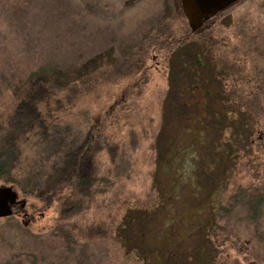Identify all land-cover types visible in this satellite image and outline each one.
Wrapping results in <instances>:
<instances>
[{"label": "rangeland", "instance_id": "obj_1", "mask_svg": "<svg viewBox=\"0 0 264 264\" xmlns=\"http://www.w3.org/2000/svg\"><path fill=\"white\" fill-rule=\"evenodd\" d=\"M224 23L208 29L210 33L206 25L202 32L191 33L180 0H0V150L12 152V168L0 177V185L13 184L26 200L24 208L19 205L21 213L0 218V264L209 261L214 251L196 225L198 208L207 209L212 185L204 169L213 161L202 154L200 144L206 146L199 142L205 120L198 119L209 108L203 103L206 80L200 83L204 87L195 88L192 79H170L186 73V67L192 73L195 50L210 49L233 64L228 87L240 80L238 58L252 43L255 28L244 26L243 32L234 23ZM260 25L262 54L250 58L247 78L238 86L251 100L250 108L239 110L258 120L261 130L253 139L259 134L262 139L242 147L233 164L222 166L225 179L217 175L221 188L212 196H220L222 207L230 208L220 221L226 231L218 236L220 241H251L242 256L217 242L219 250L224 247L222 260L230 253L228 264H248L245 257L252 259L250 264L264 263V235L250 233L255 223L245 218L252 211L243 204L256 196L264 202V147L258 151L264 146V7ZM39 70L50 78L44 88L31 89L44 100L34 97V106L30 101L35 111H28L35 119L29 120L21 117L20 109L29 101V89L22 85ZM225 99L227 107L241 106L232 102V92ZM166 120L178 140L190 138L184 121L192 120V163L176 157L172 167L159 165L154 144ZM223 129L221 136H212L216 141L229 137ZM170 150L163 159H171ZM78 153L97 179L90 193L76 187L75 177L54 175L56 168L68 172L73 163L67 156ZM54 185L62 192L46 198L43 193ZM240 187L245 199L233 206L228 198ZM259 207V226L264 227V204ZM147 212L154 218L149 224L136 220ZM154 236L156 240L150 238ZM200 248L202 258L196 261Z\"/></svg>", "mask_w": 264, "mask_h": 264}, {"label": "flooded vegetation", "instance_id": "obj_2", "mask_svg": "<svg viewBox=\"0 0 264 264\" xmlns=\"http://www.w3.org/2000/svg\"><path fill=\"white\" fill-rule=\"evenodd\" d=\"M263 5L261 4V0H236L235 2L231 3L229 6H227L225 9L220 10L216 12L215 14H212L208 16L207 19L204 20L203 25L201 28L198 30L192 32L196 33L199 31H203L206 26V32L210 31L208 29H213L218 26H221L224 22V25L228 24H235L236 27L242 28V31L244 32V26H248V28L254 27V35L251 36V42L248 44L245 48L243 47V52L240 54V57L238 60L239 62V69H240V80L236 79L235 85L229 86V76H231V66L233 65L232 62L228 63V60L222 58L220 55L214 56V52H212L210 49H196L194 56L192 57V73L194 75V82H195V88H202L205 85V99L203 101L204 104L208 103V106L211 107V105L214 104H219L221 103L220 107L224 106V103H226V95L229 92H232V95H234L235 100L237 101H232L233 103L240 104L241 106H245V104H250L251 100L245 97V90L238 85L240 83L245 82V79L247 78L246 73H249L247 65L251 63V57H256L259 58L261 56V46L259 44L261 43V12L263 9ZM243 9H245L243 11ZM244 12L243 15H239V13ZM247 15V16H246ZM206 25V26H205ZM247 28V27H246ZM204 31V32H205ZM200 34V33H199ZM207 39L208 38H204ZM247 39V38H246ZM250 39V38H249ZM253 39V41H252ZM224 40V39H223ZM258 65H256V68ZM259 69V68H258ZM262 71V68L259 69ZM204 71L206 74L204 75ZM203 73V76H202ZM206 80L205 85L201 84V82H204V79ZM241 81V82H240ZM238 97V99H236ZM227 106V104L225 105ZM202 120V119H199ZM243 121V120H242ZM253 125L251 126L250 124H247V126H250L251 131L249 132V138H251V143H257V140L262 139V136L259 134V138L253 139L254 133L258 130V132L261 129H258V120H254ZM244 127V124H243ZM260 143V142H259ZM257 147V146H256ZM263 145H260V148L258 151L263 150ZM258 148V147H257ZM208 169H212V167H207L206 166V171ZM211 171V170H210ZM227 184V183H226ZM216 187L214 184L211 185L210 188ZM243 188V187H242ZM241 187L238 188L237 194L232 195L230 198H228V201L232 203L233 206H236V204H240V202H243L245 199V196H242L245 194V191H243ZM257 187H254L255 189ZM240 189V190H239ZM252 190V188H251ZM212 195L207 197L205 200L207 206V209H199V214L200 217L196 221V225L198 228H200L203 232L204 235L208 241L207 247L209 250L214 251L212 252L210 258L208 259L209 261L206 264H228L230 262V253H227V257L225 259H221L219 257V254L224 251V247L222 250H219V244L222 245L223 240L220 241L218 236H223L224 233L226 232L224 228L220 225V221H223V218L226 215V212L229 211L228 208H223L221 205V198L220 196L213 197V195H217V190L216 192H212ZM20 198V197H19ZM244 205H248L252 213H249L248 215H245V218H248V220L252 223H255L254 230L250 233H252L254 236L261 237L264 235V227L259 226L261 221V217L259 216V212H261V208L259 206L263 205V198L261 196H256L252 197L251 199L248 198V201L243 203ZM204 205V204H203ZM232 206V207H233ZM259 207V208H258ZM19 205H16L14 207V214L15 213H21ZM18 210V211H17ZM25 210V209H23ZM207 212V213H206ZM204 213V214H201ZM27 215V214H26ZM198 215V214H197ZM199 224V225H198ZM261 228V229H260ZM236 230H233L231 235L235 233ZM229 233V232H228ZM245 233V232H244ZM220 236V237H221ZM215 238V239H214ZM262 241L264 240V236L261 237ZM243 238H239L235 240L233 243L228 244V241L225 244L226 247H230L236 251H239L240 255L244 254L250 247L251 241L250 240H245L246 242L243 243ZM219 244H218V243ZM247 246L246 248H243V246ZM202 248H200V251L197 252L196 256V261L201 260L202 258ZM218 253V254H217ZM236 253V252H235ZM217 254V255H216ZM236 255V254H235ZM235 264H241L242 262H239V260H235ZM248 264L252 263V259L248 260L245 257V260ZM264 264V263H262Z\"/></svg>", "mask_w": 264, "mask_h": 264}, {"label": "trees", "instance_id": "obj_3", "mask_svg": "<svg viewBox=\"0 0 264 264\" xmlns=\"http://www.w3.org/2000/svg\"><path fill=\"white\" fill-rule=\"evenodd\" d=\"M183 66L186 67L184 64H183ZM185 70H186V73H184V71H181L180 73L177 72L176 75L172 74L171 79H170L171 83L175 82L176 79H179L178 76H182V78L185 77L187 79L188 83H190L191 79L194 82L193 73H191V71L188 67H186ZM49 78L50 77L46 74L45 70H39L37 72H32L29 74L27 80L22 85V88L25 89V87H27V90L29 89L28 90L29 91V101L27 100V102H24L23 106L21 107V109H20L21 117H23L25 119H29V120L35 119V113H33L32 111H28L29 109L35 111L34 107L33 108L30 107V105H31L30 101L31 102L34 101V97L36 100L42 99V101H43L44 95L43 96L42 95L41 96H39V95L35 96L34 91H32L31 89L35 88L37 85L39 87L44 88L45 85H48V79ZM72 81H74V80H71V82ZM63 84H65V83H63ZM63 84L60 83L59 85H63ZM183 85H188V84H183ZM181 90H180V93H181ZM30 93L33 94L32 97H31ZM175 93L180 95L179 91H177ZM191 94H192V90H191ZM31 106H34L33 102H32ZM220 106H221V104H219L217 106H216V104H214V105H211V107H209L208 109H206V114L202 120H205V122L207 120L208 122L202 123L203 132H201V134H203V136L201 138H199V142L205 143V146H206V147L203 146V147H205V149H202L201 144H200V149L204 150V152L202 154H204L207 157H211L212 158L211 161H213L211 165H208V167H212V169H208V171H206V169H204V173H206V176H207L206 177L207 182L210 184H214L216 186L214 188L209 187L210 193L216 192L217 189L221 188V185L219 183H217L216 181H217V179H219V178H217L218 177L217 175H221L220 179L222 181H224V179H225L224 177L226 175V173H225L226 171H225V169L221 170L222 166H228V165L233 164L235 162V159H236L240 149L242 147H247L251 144V138H249V132L251 131V129H250V126H247V124L251 123V126H252L253 125L252 123H254L253 122L254 120L251 119L250 115L248 116L244 113V116H242L241 110H239V108L242 109L243 106H237V108H235L236 106H233V105H230L228 107L225 105L223 107H220ZM243 108L248 109V108H250V105L245 104V106ZM208 115L209 116L213 115L214 117H217V116L222 117L224 119V120H222L223 123L222 122L220 123L219 118H215L214 120H210ZM170 124H171V122L169 123V121L166 120L165 127L159 132L156 143L154 144L155 152H156L158 163L160 166L163 165V166L172 167L177 163L176 162L177 159L179 161H181L180 159H184L185 157L189 158L190 155L188 154V152H190L195 145V143L193 142V138L191 137L194 134L193 130H192V127L194 126L192 124V120H185L184 121V126H185L184 127V133L186 135L190 136V138H182L180 140L177 139L176 135L171 136V134L169 133L167 126ZM243 124H244V127H243ZM223 126L226 127V130H229V137L227 139H223L222 142L216 141L212 136L214 134H218V133H221L220 134V136H221L224 133ZM204 133H205V139H204ZM169 137L172 138L171 145L169 144V140H170ZM164 139H166V141H162ZM203 139L205 140L204 142H203ZM207 147H208V149H207ZM170 148L173 149V150H170L172 153L170 158L172 160L171 159H168V160L163 159V156L165 155L166 151ZM206 152H207V154H206ZM176 157H177V159H176ZM67 158L69 159V161L71 163H73V165L68 170V172L65 169H63L62 167L59 169L56 168L54 170V175H57L59 173L61 178L65 177V176L75 177L76 187H78L80 189H84V192H86V193H90L91 189L96 184L97 179L94 176H90L89 169L85 168L86 164L82 160L83 153H81V154L78 153V155L77 154L76 155H74V154L68 155ZM188 158H185L184 161L192 163V158L191 157H190V159H188ZM173 159H176V160H173ZM11 160H12L11 149L6 148V147H4L3 150L1 149L0 150V177H3L4 175L9 174V171L12 168V161ZM207 164H208V162H207ZM201 171L200 170H194V173L198 174ZM61 192H62V188H59L58 186L54 185L52 187L47 188V190L43 193V195L46 198H49V197H52L53 195H57L58 193H61ZM162 196L164 198H166L165 195H162ZM79 207H80V205H79ZM154 209H157V208H154ZM136 220L137 221L141 220L144 224L145 223L149 224L150 221L154 220L153 213L152 212H150V213L147 212L145 214L140 213L139 216L136 218ZM150 238L152 240L157 239L156 236L150 237ZM137 239H139V237ZM145 240H142L140 242L147 243V239H145ZM125 241L129 242L128 237L125 238ZM135 243H137L136 239H135ZM133 250H134L135 255H137L136 249H133Z\"/></svg>", "mask_w": 264, "mask_h": 264}, {"label": "water", "instance_id": "obj_4", "mask_svg": "<svg viewBox=\"0 0 264 264\" xmlns=\"http://www.w3.org/2000/svg\"><path fill=\"white\" fill-rule=\"evenodd\" d=\"M182 11L192 32L202 27L208 16L225 9L236 0H180ZM19 194L13 185H0V218L13 215V209L18 204L22 208L25 199H18Z\"/></svg>", "mask_w": 264, "mask_h": 264}]
</instances>
